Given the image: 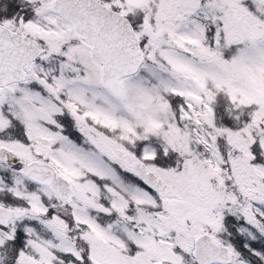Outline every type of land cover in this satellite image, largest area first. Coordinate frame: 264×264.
<instances>
[{"label":"snow or ice","instance_id":"obj_1","mask_svg":"<svg viewBox=\"0 0 264 264\" xmlns=\"http://www.w3.org/2000/svg\"><path fill=\"white\" fill-rule=\"evenodd\" d=\"M0 264H264V0H0Z\"/></svg>","mask_w":264,"mask_h":264}]
</instances>
